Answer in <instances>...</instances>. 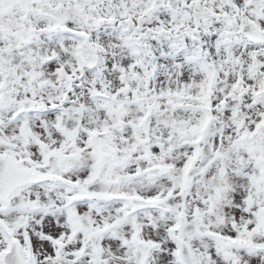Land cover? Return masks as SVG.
Instances as JSON below:
<instances>
[{"label": "snow or ice", "instance_id": "6c2138e0", "mask_svg": "<svg viewBox=\"0 0 264 264\" xmlns=\"http://www.w3.org/2000/svg\"><path fill=\"white\" fill-rule=\"evenodd\" d=\"M0 264H264V0H0Z\"/></svg>", "mask_w": 264, "mask_h": 264}]
</instances>
